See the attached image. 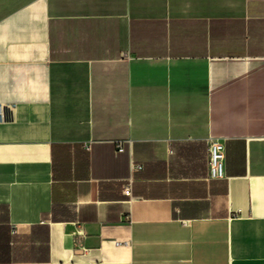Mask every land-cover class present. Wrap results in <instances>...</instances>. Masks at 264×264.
Returning <instances> with one entry per match:
<instances>
[{"label": "crops", "instance_id": "obj_1", "mask_svg": "<svg viewBox=\"0 0 264 264\" xmlns=\"http://www.w3.org/2000/svg\"><path fill=\"white\" fill-rule=\"evenodd\" d=\"M0 264H264V0H0Z\"/></svg>", "mask_w": 264, "mask_h": 264}, {"label": "built area", "instance_id": "obj_2", "mask_svg": "<svg viewBox=\"0 0 264 264\" xmlns=\"http://www.w3.org/2000/svg\"><path fill=\"white\" fill-rule=\"evenodd\" d=\"M124 142L117 143V152H124ZM225 146L218 140H211L210 142V168L213 177H223L225 175ZM142 169V165H132V171L137 172ZM133 180L130 178L123 185V193L132 196Z\"/></svg>", "mask_w": 264, "mask_h": 264}]
</instances>
